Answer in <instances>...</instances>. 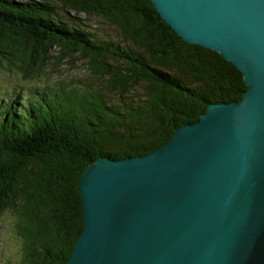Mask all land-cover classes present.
I'll return each instance as SVG.
<instances>
[{
	"label": "trees",
	"instance_id": "16d2710c",
	"mask_svg": "<svg viewBox=\"0 0 264 264\" xmlns=\"http://www.w3.org/2000/svg\"><path fill=\"white\" fill-rule=\"evenodd\" d=\"M78 13L105 20L118 40L89 32ZM75 54L99 86L0 107V210H19V239L32 242L24 255L21 243L18 264L66 263L83 229L87 166L149 154L174 123H194L205 105L238 101L246 89L236 67L174 37L147 0H0V60L33 74ZM116 92L120 102L108 101Z\"/></svg>",
	"mask_w": 264,
	"mask_h": 264
},
{
	"label": "water",
	"instance_id": "95a60500",
	"mask_svg": "<svg viewBox=\"0 0 264 264\" xmlns=\"http://www.w3.org/2000/svg\"><path fill=\"white\" fill-rule=\"evenodd\" d=\"M174 37L242 73L238 101L174 123L144 156L100 157L79 181L65 264H264V0H147Z\"/></svg>",
	"mask_w": 264,
	"mask_h": 264
},
{
	"label": "rangeland",
	"instance_id": "374dc122",
	"mask_svg": "<svg viewBox=\"0 0 264 264\" xmlns=\"http://www.w3.org/2000/svg\"><path fill=\"white\" fill-rule=\"evenodd\" d=\"M73 12H71L72 14ZM81 21H85L86 29L94 33L100 39L118 40L115 29L99 18H85L82 13L75 14ZM46 66L44 71L33 74L22 72L16 65H9L0 60V107L11 105V109L19 108V103H27L29 100H37L41 96L51 98L59 93V89H70L72 86L89 85L99 86V81L94 80L89 69L85 65V60L75 54L74 59H65L56 63L53 59ZM80 86V87H81ZM78 87V86H77ZM108 101L112 103L120 102L116 93H109ZM9 103V104H8ZM12 215L8 208L0 210V264H18L22 252L32 244L29 238L22 235L21 241L17 234V226L21 223L19 210Z\"/></svg>",
	"mask_w": 264,
	"mask_h": 264
}]
</instances>
